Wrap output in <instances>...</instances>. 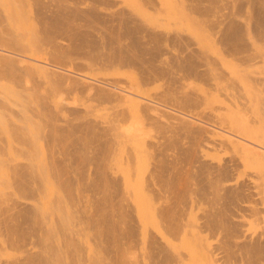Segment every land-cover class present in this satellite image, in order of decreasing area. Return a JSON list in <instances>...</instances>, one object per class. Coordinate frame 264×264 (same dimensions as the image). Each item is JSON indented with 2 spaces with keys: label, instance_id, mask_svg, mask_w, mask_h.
Returning a JSON list of instances; mask_svg holds the SVG:
<instances>
[{
  "label": "rangeland",
  "instance_id": "obj_1",
  "mask_svg": "<svg viewBox=\"0 0 264 264\" xmlns=\"http://www.w3.org/2000/svg\"><path fill=\"white\" fill-rule=\"evenodd\" d=\"M41 1L0 0V208L3 209L4 206L6 208L7 205H9L8 207H11V202L15 203L17 201H25V199L26 201L27 199L28 201L33 200V202L38 201L36 203L39 205V208L42 206L47 207V202L49 200L47 197L49 196L50 191L52 192L54 188H56L57 191L59 189V187H57L58 185L56 184L57 182L55 181L56 179H54L51 174L53 171L51 168L53 166L52 164H54V159H56L54 161H61L62 166L65 165L64 168L69 169L71 167L70 171L64 170V172L66 171V174H70L71 176L72 174L75 175L77 173L84 174L85 178L82 177L84 180H86V178L91 179L92 177L94 179L95 175L102 171L101 174L105 176L107 175L106 178L115 177L120 186L125 188L128 193V197H125L126 200L128 198V202L135 203L133 204L135 207L132 209V215L134 217V221L137 219L135 224L138 226L139 223L138 227L140 229H137V235L134 237L135 240L134 238L131 240L134 243H131V241L128 240H123L124 243L126 241L127 244L128 242L131 243V245L130 243L129 245L125 243V248H127L125 251L128 252V254L125 256L126 260H130V262H133L134 260V263L140 261V264H142V262L143 264L146 262V264L151 263L149 262L150 259L148 257L149 249L147 248L148 250L146 251V247H148V244H146L147 242H145L146 240L144 239L146 234H143L148 229L147 233L149 232L152 234L154 232L155 234H158V236H166V238H168L171 243L170 244L166 241L167 244H170V246H168L171 248L172 252H176L177 255L179 252V255H181L182 252V255L184 256L186 253H190V257L186 258L185 256L180 260V262H177V260L176 264H211V259L209 260L207 256V250L217 247V245L221 246L223 244L225 232L222 233V228L221 232L218 230L219 228H216L220 233L214 229H212V232L211 228L208 229L203 222L205 221L204 218L206 215H204V213H206V210L209 208L207 197H210V195L206 197L207 199L203 197V195H200L201 193H199L198 188L203 180L199 183L201 180L197 178L198 176L195 175L197 180L194 177V174L198 170V168L196 169V162L195 164H192L194 162L189 163V161L192 160L191 157L188 156L190 158L188 159L187 156H184L188 154V144L190 143V149V145L194 140L193 138L196 137L195 139L198 138V140H201L202 137V139H205V148L202 151L203 154L199 153L200 156H205L204 159L212 164H223V162L225 163L226 161L233 162L237 160L238 166H235L237 167L234 170L235 172L232 171L233 174L231 173V177H229V184H241L246 181L247 184L249 183L250 188V191L249 188L247 190L249 192H253L249 193L247 191L249 194L246 192L248 195L245 194V196H243L240 200L244 202L239 201L240 204L238 203L236 205L238 210L241 208L243 209L241 210L242 213L236 211V206V208L233 207L234 213L237 212L239 216L237 217L236 214L233 215L235 216V218L233 217V220L235 219L237 221L238 218L239 221H237L236 224H239V222L241 224L242 222L240 228H242L244 232H242V229H240L239 232L245 233L247 231V235H250L248 233H253L251 235L256 233L253 237H257V232H259V235L264 237V235L262 236V234H264V212L262 211L263 214L260 213L259 215H255L257 212L255 213L254 211H251L254 209H250L252 206L253 208L257 209V207L260 208L262 205H264V38L260 37L259 35L257 36L256 33H254L252 21L248 20L246 16L244 17L246 12L245 5L247 4L244 3L243 11L241 9V14H238L237 17L235 16L237 19H234L239 22L242 21L240 23L243 24V26L245 25L243 27V30L245 28V40L248 42L250 47L247 46V48L243 51H235L223 43L219 37L220 35L218 31L215 32V30H217L215 29L216 27H212L214 23H217L215 21H217L218 18L219 22L222 15L225 16L230 10V13L232 11L234 12V8L236 7L233 4H236L234 0H202L203 2L199 0ZM209 2H211V4ZM52 4L58 6L60 5V7L54 6V9ZM198 5L200 7L210 6V9L208 7L207 9L206 7L203 8L206 9V11L209 9L208 12H206L203 11V9L200 10ZM41 6H44L43 9H46H41ZM62 6L67 7L68 10L69 8L70 10L74 9V11L82 10L80 11L81 13L83 10L86 12L87 9L94 11L96 10V12H99H97L100 15L99 20H95V18H89V16H85L83 12V14L80 13V16L71 15L72 17L70 16L68 18L69 20L67 19L66 22V24H70H68L69 26H77V28L79 27V30L90 33L91 37L95 36L94 39L98 38L97 40H102V38H104L103 40L105 41L109 39L110 41L112 40L115 45L117 44L116 46H119V43L120 45L123 44L126 46L127 44H130L131 39L136 38V35H138V39L146 42L149 46L153 45L158 49L157 52H155V57L153 58V64L155 63V66H150V64L148 65L146 60L143 61L144 63L141 61L132 62L134 60H126L124 63V61H121L117 58V60L111 59L113 62L111 60L105 62V58H103L105 56L100 51L102 48L99 47L94 50L93 48L87 46L85 47L84 45L82 46L83 49H75L71 47V44L73 43L72 39L70 38L71 35L66 34L64 31L63 33L62 30H52L47 32L45 29L47 25H45L44 22L42 23L43 20L40 18L39 11H46L47 14H50L48 8L52 7L50 11L53 9L52 11L55 12ZM117 11L123 14L122 16H124V14L126 15L124 16V19L121 16H116L118 15ZM107 14H109V16ZM101 17L102 19H107H104L103 21ZM124 21L127 24L131 23L132 25H135V27L130 26L133 28V30L136 29L134 33L132 31V34L134 35H129L123 32V24H126ZM139 22L142 23L139 24ZM251 31L254 35L251 33ZM151 32L156 34V40H152L150 37ZM88 48H91L90 50L92 52ZM104 49L107 50V46H105L103 50ZM133 52L134 51H131L130 53L132 54ZM185 53L192 55L194 57L195 63L198 62L196 68L198 70L197 72L199 73L191 72L185 69L183 70L182 68H179V66L173 64L175 59L178 57H184L186 55ZM149 54L150 52H145L143 54L145 57H142V60L146 59V57L150 59V56H153ZM32 64L34 65V68ZM53 65H56L59 69H62L61 71L69 74L70 76L73 74V76L79 78L82 76L83 79L86 78L85 80L105 82L113 81V83L117 82L120 86H125L126 89L125 87L124 89L127 91L126 95L129 93L127 96H131L132 99L137 100L141 97V101H149V103L157 108L155 110H151L155 116L152 113H149L150 116H154L152 119L154 118L155 121L151 118V120H148L146 119L147 116L145 117L144 115L140 114V110L138 112V108L136 109V106L138 107V105L133 102L134 100H130V97H127L129 99H127L128 102L124 101L126 99H116L117 101L114 99L110 101V103L109 100H97L95 97H91L88 93L89 91H86V89L81 87V85L76 86V84L67 83L68 81L60 82L58 79V81L56 79L53 80V78L51 80V78H47V76L44 74V69L39 68V66L51 68ZM77 74L80 76H77ZM135 96L138 98H133ZM120 106L123 109H121ZM77 107L86 111L84 115L80 114L78 116L71 117L66 123L65 120H63V118L65 119L67 116L68 111H66V109H75ZM114 110L115 112L125 111V114L128 115H125L126 118L124 120L126 121L123 123L122 121L124 120H122V124H120L121 122L115 120V122H118L116 124L119 126L115 125L113 121V126H111L112 130H110V133H114L113 136L115 138L118 136L117 139L122 142L120 143L118 141L121 147H118V142L116 145H114L115 148L113 147V149H111L112 147L108 148L106 146L104 150L105 152H102L103 155L98 153L100 156L95 158V153L98 151L95 150L97 146L95 143L89 141L90 133L82 131L80 128H78L77 124H80L81 122H77L79 120L82 122L89 121L91 123L96 121V123L98 122V124H100L101 122L103 123L107 120L108 123L111 118L109 116L113 115ZM171 114L186 118L187 122H189L191 125L198 124L199 126L200 124L201 128L204 129L205 127V130L207 131L204 130L202 132L203 134L201 136L198 134L197 137L194 136V133L191 132L188 127L184 125V123L177 124L176 122L174 123H176L175 125L178 126H174L175 129L173 126H170L171 129L169 126L168 128H165L167 126L161 124H165L166 121L168 122L167 119H178L174 118ZM167 116L171 118H168ZM55 119L58 121H55ZM56 122H58V124L62 122L61 125L63 127L66 123L67 126L65 125L64 129H60L61 133L57 132L54 134V130H52L53 128H50V125L51 123L53 125ZM68 122H70V124ZM75 123L77 124L73 126ZM102 123L100 125H102ZM198 126H193V128ZM77 128L79 130H77ZM114 128L115 130H113ZM222 139H224L226 143H224V140ZM74 140L76 142H74ZM156 140L162 143L164 142V145H157L160 142H157ZM220 140L222 141L220 142ZM88 141L90 143H87ZM113 141L115 143V140ZM151 141L155 142L154 145L157 143V146H152L153 142ZM85 143H87L88 146ZM177 145L180 146L178 147ZM57 148L60 149L58 150ZM179 148L183 150L184 148L186 149L184 150L185 152H183V150L181 151L184 153V155L181 153L182 156H180V152L177 151L181 150ZM94 151L96 152L94 153ZM84 156L87 157L86 161H83L85 160ZM82 157L84 159H82ZM100 157L101 159L99 160L98 158ZM94 158L95 160H93ZM204 159L202 158V160ZM161 160H167V164H169V166L167 165L168 167H171L170 165H172L174 166L172 168L176 170H180V168H182V171L180 170L182 174H180V171L177 170L179 175H183L182 177L189 179V181L187 179L186 182V180L180 176L184 182L181 179L180 181H182L183 185H185V187L181 185L183 190H181L182 192L179 193V195L181 193H185L184 197L182 195L183 200L182 197H180L181 195H178L181 199L179 202L180 205L178 203L176 204L177 201L174 197L175 194L173 195L172 191H165V194V192L161 193V191L163 192L164 189L161 190V188H158L159 186H162L159 184L160 179L156 177L157 174H159L158 167L161 165ZM174 163L175 165H173ZM190 164H192L193 167L195 165V170L192 169L193 167ZM21 165L25 166V168L28 167L27 169L32 171L34 181L31 182V186L33 191L36 188L35 192L38 195L35 192H28L29 195H26L24 190L21 189L19 191V189L12 185L11 178L14 175V170L18 167H21ZM171 170L168 171L171 172ZM176 170L172 171L171 174H173V172L178 173ZM191 170H194L195 173L190 172ZM108 173H110V175ZM189 173H191L193 177ZM79 178V181L82 180L81 177ZM185 182L188 183V185L184 184ZM148 183H150L153 188L155 186L156 190L160 189L158 193L159 195H162L159 196L157 194V196L154 197V200L149 193L151 186ZM33 184H35L36 187L35 185L33 186ZM179 186L180 185H178V187ZM252 186L254 187L252 188ZM37 187L41 189V191H36L38 189ZM23 194L24 196L22 197ZM45 194L46 196H44ZM83 194L87 195L90 193L85 191ZM203 199L205 200L203 201ZM169 201L170 203H175L178 207L180 206L179 208L181 209V214L179 216V220H182L186 225L185 226L183 224L184 226L182 227H185V231L182 230L183 233L181 232L179 234L180 237L175 235L174 238L173 234L171 236V234L167 232L165 225H163L161 216H158L160 210L159 206L168 205L170 204ZM1 204L2 206L3 204L5 205L2 207ZM239 205L243 206L239 207ZM247 207H249L250 210ZM259 218H261V220ZM259 220L260 222H258ZM201 222L204 223V225L202 224L203 226L199 224ZM166 232L169 235H167ZM149 233L147 235H149ZM240 233L239 235L241 236ZM247 235L242 234V236ZM32 237L33 235H30V238ZM236 239L240 240V238ZM200 246H202L204 249L202 247L200 248ZM206 248L207 250L205 251ZM193 249L195 251H193ZM12 254H14V250L7 244L6 236L2 233V231H0V262H3V260H6V258H10ZM238 254L240 253L238 252ZM232 261L229 264H242L240 259H236L235 261L234 258ZM243 262V264H245V261Z\"/></svg>",
  "mask_w": 264,
  "mask_h": 264
},
{
  "label": "bare ground",
  "instance_id": "obj_2",
  "mask_svg": "<svg viewBox=\"0 0 264 264\" xmlns=\"http://www.w3.org/2000/svg\"><path fill=\"white\" fill-rule=\"evenodd\" d=\"M199 1H202V0H199ZM213 1H215V0H213ZM234 1L236 2V4L233 3L236 6V7L233 6V7H235L234 8L235 9L234 12L232 11L230 13V11H231L230 10L229 11L230 14L229 13H226L225 16L222 15L223 18L220 17L219 22H218V19H219L218 18L217 21H215L217 23H214V25H212V27H214V28L216 27L215 29H217V30H215V32L218 31V33L220 35L219 37L223 41L224 44H226L231 49H234L235 51L236 50L243 51V50H245L247 48V46H249L248 45V42H246V40H245L246 39L245 38V35H244L245 34L244 33L245 32L244 31L245 28L243 30V27L245 25L243 26V24L240 23L242 21H240V22L237 21L236 20L237 19L236 17L238 16V14L239 15L241 14L240 11H241V9L243 11L244 3H246L247 5H245V6L247 8L245 7L246 12H245V9H244V12H245L244 17L246 16V18H248V20L252 21V23H253L252 27L254 29V33H256L257 36L259 35L260 37L264 38V0H234ZM44 2H46V1H44ZM209 3L211 4V2H209ZM197 4H199V3H197ZM44 5H45V3H44ZM47 5H49V4H47ZM199 5H201V4H199ZM54 6H58V5H53L52 4V7L55 9ZM58 7H60V5ZM62 7L59 8V9H57L55 12H53L52 11L53 9H52L51 10L52 13L50 11L51 8H48L50 14H47L46 11L44 12V11H39L38 10L39 13H40V14L39 13L38 14L40 15V18L43 20L42 23L44 22V24L47 25L46 28H45L47 32H50L52 30H54V31H56V30H62V32L64 31L66 34L71 35L70 38L73 41V43L71 44V47L72 48H75V49L76 48L83 49L82 46L85 45V47L86 46L87 47H91L94 50H96V48H99L100 47V48H102L100 50L101 53L105 56V57H103V58H105V62L108 61V60H111V59H116L117 60V58H118L119 60L124 61V63H125L126 60H128V61L129 60H134L132 62H136V61L143 62V61L146 60L148 62L147 64L148 65L150 64V66H152V65L155 64V63L153 64V58L155 57L154 56L155 55V52H157L158 49L155 48L153 45L152 46H149L146 42H143L140 39H138L137 38L138 35H136L137 37L135 36L136 38L131 39L130 44H127L126 46H124L123 44L120 45V43L118 44L119 46H116L117 44L115 45L113 43V41L112 40L110 41L109 39L106 40V41L103 40L104 38H102V40L101 39L100 40H97L98 38L97 39H94L95 36L94 37H91L90 36V33H87L85 31L79 30L78 29L79 27L78 28H77V26L76 27L75 26L73 27L72 25H71L72 26L71 27V26H69L70 25L69 23L66 24L67 19L71 15H75V16L76 15H79L80 16V13H81L80 11H82V10H80V11L79 10L74 11V9L73 10H70V8H69V10H68L67 7L64 6L63 7L64 9ZM91 7H93V6H91ZM205 7H200L199 9L202 10ZM207 7L210 9V6H207ZM207 7H206V9H207ZM43 8H44V6H41V9H43ZM45 9H43V10H45ZM206 9H203V11H206ZM208 10L206 12H208ZM83 12H84V10H83ZM83 12L81 14H83ZM97 12H96V10L94 11V10H88L87 9L86 12H84V15L85 16H89V18H92V19L95 18V20H99L100 19V15L98 14L99 12L98 13ZM109 14H107V15L109 16ZM117 14H118V15H116L117 17L121 16L123 19H124V16H126L125 14H124V16H122L123 14H121L118 11H117ZM121 17H120V19H121ZM234 18H236V19H234ZM101 19H102V17H101ZM104 19H107V18H104ZM104 19H102V20L104 21ZM246 21H247V19H246ZM250 21H248V22H250ZM141 23L139 22V24H141ZM130 24L131 23H129V24L126 23L125 25L123 24V26L125 27V28L124 27L122 28V29H124L123 32L124 33H127L129 35H134V34H132V31L134 33L136 31V29L133 30V28H131L130 26H132V27L134 26L135 27V25H132V24L130 25ZM212 24H213V22H212ZM144 25H147V24H144ZM246 25H248V24H246ZM139 27H141V26H139ZM249 30H250V28H249ZM138 32H139V30H138ZM251 33L253 34L252 31H251ZM147 35H146V37H147ZM155 35L156 34H153V32H151L150 37L152 38V40L155 39V38H157ZM177 39H179V38H177ZM105 46H107V50L106 49L103 50V48ZM129 48L130 49L132 48V49L130 50ZM231 49H228V50H231ZM248 49H247V51H248ZM131 51H134L133 52L134 54L133 53L131 54L130 53ZM145 52H150V54L153 55V56H150V59H148L146 57V59L142 60L145 57V56H143V54ZM188 52H190V51H188ZM203 52H204V49H203ZM93 53H95V52H93ZM1 54H3V53H1ZM187 54L184 57H182V58H179L178 57L177 59H175V61L173 62V64H175L176 66H179V68H182L183 70L185 69V70H188V71H191V72H197L198 70H197L196 67H197L198 62L195 63L194 57L192 55H190V54H188V55ZM200 55H202V54H200ZM158 58H160V57H158ZM116 60H114V61H116ZM3 61H5V60H3ZM111 61L113 62V60H111ZM121 61H119V62H121ZM108 63H110V62H108ZM56 65H53L51 68H49V67H42V66H39V68H41V69L43 68L44 71H45L44 74L47 76V78H51V80L53 78V80H55V79L57 80L58 79L60 82L61 81L62 82L68 81L67 83L76 84V86L77 85L78 86L81 85V87H83L84 89H86V91L87 90L89 91L88 93L90 94L91 97L93 96V98L95 97L97 100H101V101L102 100L103 101L109 100V103H110V101H112L114 99L115 100L116 99H119V100L120 99L121 100L122 99L123 100L126 99L124 101H127V99L129 97L131 98V96H127V95H129V93H127V95H126V92H127V91H125L126 87L124 86L125 87V89H124V87L118 85L117 82L116 83H113V81L112 82H109V81L105 82V81H96V80H85L86 78L83 79L82 76L80 78L79 77H75V76H73V74L70 76L69 74L61 71L62 69H59ZM33 68H34V65H33ZM10 72H11V70H10ZM200 72H203V71H200ZM197 73H199V72H197ZM77 76H80V75L77 74ZM236 96H237V93H236ZM133 98H138V97L135 96ZM140 98L138 100L131 98L130 100H134L133 102H135L138 105V107L136 106V109L138 108V112L140 110V112H139L140 114L144 115L145 117L147 116L146 119H148V120L150 118L152 119V117H154L155 114L152 113L151 110H155L157 108L155 106H153L151 103H149V101H145V100L141 101ZM239 99H241V98H239ZM77 108H75V109L74 108H72V109H66L65 108L66 111H68L66 118L65 119L63 118V120H65L66 123H67V121L70 120L71 117H75V116H78L80 114L81 115H84V113L86 112L84 110H81V108H78V109ZM120 108H121V106H120ZM121 109H123V108H121ZM263 111H264V109H263ZM24 112H26V111H24ZM113 112H111V113H113V115L111 114L112 116H109L111 118L108 121V123H107V120H106L107 118L104 119V120H106V122H103V123L100 120V122L102 123V125H100L101 123L100 124H98V122L96 123V121L94 123H91L89 121H83L82 122L80 120L77 122V123L81 122L80 124L75 123L73 125V126H75L77 124L78 125V128H80L82 131H85L87 133H90L89 141L92 142V143H95L96 146H97V148L95 150L96 151L97 150L99 151V152L97 151V153H95L96 151H94V153L96 154L94 156L95 158H97L98 156H100L102 154V152H105L104 150H105L106 146L108 148L109 147L110 148L112 147L111 149H113L114 145H116V143L119 141L117 139L118 136L116 138L113 136L114 135L113 131H112L113 134L110 133V130H112L111 126H113L112 122L114 121L115 125H118V124H116L118 122H115V120L121 122L128 115L125 114L126 113L125 111L124 112L123 111H116L115 112V110H114ZM149 113H152L154 116H150ZM159 115H161V114H159ZM171 115L174 118H178V119H175V120L167 119L168 122L166 121V123L163 122L165 124H161V125L167 126L165 128H168V126H169V128L171 129L170 126H173V128H174V126H176L175 125L176 123L177 124L184 123V125H186L188 127V129L191 132L194 133V136H197V137H198V134L201 136L203 134L202 132L206 129L205 127H204V129L201 128V125L200 124H199V126H198V124L197 125H195V124L194 125L189 124V122H187L186 118H184V117H180V116H177V115L175 116L174 114H171ZM79 117H82V116H79ZM167 117L168 118H171L169 116H167ZM32 118H34V117H32ZM85 118H86V116H85ZM111 119H112V121H111ZM83 120H84V118H83ZM127 120H128V118H127ZM152 120H154V118ZM55 121H58V120L55 119ZM125 121L126 120H124L122 122L124 123ZM122 122L120 124H122ZM147 122H149V121H147ZM174 122H176V123H174ZM61 123L58 124V122H56L53 125L51 123L50 128H53L52 130H54V134L57 133V132L58 133H61L60 131L62 129H64L66 123H65L64 127L61 125ZM68 123L70 124V122H68ZM156 123H158V122H156ZM159 125H160V123H159ZM184 125H182V126H184ZM35 126H37V125H35ZM121 126H120V128H121ZM193 126H198V127H194L193 128ZM78 128H77V130H79ZM115 128L113 130H115ZM70 129H71V127H70ZM205 131H207V130H205ZM167 134H169V133H167ZM56 135H58V134H56ZM127 136H129V135H127ZM167 136H169V135H167ZM130 137H131V135H130ZM113 138H115V139H113ZM195 138H193L194 140H193V142L190 145V149H189V144L190 143L188 144V148H187L188 154L184 155L183 152H185L184 151V150H186L185 148H184V150L181 149V148H179L181 150L180 151L177 150V151L180 152L179 153L180 156H182L181 153H183L184 156H187V157L190 156L192 160H190L189 163L194 162L192 164H195V162H196V165H197L196 169L198 168V170L195 173L194 172L195 165L193 167V165L190 164L193 167L192 169H194L193 171L191 170L190 172L195 173L194 174V177H195V175L198 176L197 178L199 180H201V181L198 180L199 183L202 182V180H203V182L200 183L199 188H198L199 193H201L200 195H203V197H205V198L210 195V197H207L208 198V203H209V208H208V210H206L207 212L204 213V215L206 214L205 215V218L206 219L203 217L205 221H203V220L202 221L205 223V225L207 226L208 229L211 228V231H212V229L217 230L219 228L218 230L221 232L222 231L221 228H222L223 229V232L222 233L225 232L224 233V236L225 237H223L224 240H223V244L221 246H218L217 245V247H213L210 250L209 249L207 250V248L205 249V251L206 250L208 251V254H207V252H206V254H207L209 260L211 259V262L210 261H207V262H210L211 264L212 263L213 264H229V263H231L232 259L235 258V261H236V259H238V260L240 259V261H242V264L244 263L243 261H245V264H264V237H261V235H259V232H257V235H258L257 237H253L256 233H254V235H251L253 233H248L250 235H247V231L245 233H240L239 231H240V229H242V228H240L241 225H242V222H241V224H240V222H239V224H236L237 221H239L238 218H237V221L235 219L233 220V217L235 218V216H233V215L236 214V216L239 217L238 214H237V212L238 211L241 212V210H243L242 208L238 210V207L236 205L239 203V201L242 199V197L245 196V194H247L250 191L249 183L247 184L246 181L243 182V183H241V184H237V183L236 184L235 183H233V184L230 183L229 184V182H230V178L229 177H231L230 176L231 173L233 174L232 171H234L235 168H237L235 166H238L237 165V163H238L237 160L236 161H233V162L230 161L231 163L229 161H226L225 163L223 162V164H221V163H218V164L217 163L216 164L213 163L212 164V163L207 162V160L204 159L205 156L204 157L200 156L201 153L203 154L202 151L205 148L204 147L205 146L204 145L205 139H202V137H201V140H198V138L197 139H195ZM75 140H74V142H76ZM113 140H115V143H114ZM177 140H175V141H177ZM222 140H224V139H222ZM222 140H220V142ZM89 141L87 143H90ZM60 142H62V141H60ZM77 142H79V141H77ZM119 142H118V145L119 146L118 145L117 146L118 147H121L120 146V143H122V142H120V143ZM123 142H124V139H123ZM128 142H129V140H128ZM146 142H148V141H146ZM151 142H153V141H151ZM157 142H160V141H157ZM206 142H207V140H206ZM223 142L226 143L225 140ZM87 143H85V144L87 145ZM154 143L155 142L152 143V146H157V145H159V146L162 145L163 146L164 145V142L163 143L160 142L159 144L156 143L157 145L156 144L154 145ZM117 146H116V148H117ZM146 146H148V145H146ZM153 148H155V147H153ZM164 149H163V151H164ZM101 150H103V151H101ZM133 150H135V149H133ZM160 150H162V149H160ZM175 150H176V148H175ZM182 150H183V152H181ZM108 152H109V150H108ZM72 153H74V152H72ZM98 153H100V155ZM104 154H106V153H104ZM83 155H85V154H83ZM56 156H58V155H56ZM101 157H103V156H101ZM101 157L98 158V159L100 160ZM187 157H186V159H187ZM86 158L87 157H85V160H83V161H86ZM95 158L93 160H95ZM202 158L204 160H202ZM82 159H84V158L82 157ZM82 159H81V161H82ZM128 159H130V158H128ZM170 159H171V157H170ZM188 159H190V158L188 157ZM54 160H56V159H54ZM54 160H53V163L54 164H52L53 166L51 168L53 171H52L51 174L54 177V179H56L55 181L57 182L56 184L58 185L57 187H59V189L57 191L56 188H54L56 190V192H55L54 189H53L54 192L53 191L52 192L50 191L49 196L47 197V198H49V200L47 202L48 203L47 207L42 206L41 208H39V205L36 203L38 201L33 202V200H31L32 201L31 202V201H28V199H27V201L25 199V201H19V202L17 201L15 203L14 202H11L12 203L11 207H8L9 205H7L6 208L4 206L5 204H3L4 207L1 204V206L3 207V209L0 208V231H2V233L6 236L7 244L14 250V254H12V256L10 258H8V259L6 258V260H3V262H0V264H140L141 263L140 261H137V262L134 263V260H133V262H130V260L128 261L125 258L126 254H128V252L125 251V249L127 250V248H125L126 247L125 246V243L127 241L124 243L123 240L124 241L125 240L131 241L137 235V229H140L138 227L139 226V223L137 222L138 223V226H136L137 224H135V221L137 219L134 221V217L132 215L133 214L132 213V209L135 207V205H133V204H135V203L128 202L129 201L128 198L126 200L125 197L128 195V193L125 190V188H122L120 186V184L118 183V181H116L115 177L114 178H112V177L111 178H106L107 175L105 176V175L101 174V172H102L101 170L102 169L100 170L101 171L100 173H97L95 175V178L94 179L92 177L91 179L90 178H86V180H84V178H85L84 177V174H80V173L75 174L74 173L75 175H73V174H72V176L70 174L68 175V174H66V171L64 172V170H69L70 171V168L71 167L69 169L68 168H64L65 165L63 164L64 166H62L61 161H59L60 162V164H59L58 161H54ZM130 160H128V161H130ZM174 160H175V158H174ZM184 160H185V158H184ZM161 161H160V164L161 165L158 167L159 168V171H158L159 174H157L156 177H158L160 179V183L159 184H161L163 186V188H162V186L160 187L159 185H158L159 186L158 188H161V190L164 189V191L163 192L161 191V193H164L165 191H167V192L168 191L169 192L172 191V194L173 195L175 194L174 197H175V200L177 201L176 204L177 203L179 204V202L181 200L180 197H182V195L184 197V194H185L184 191H183L184 194L181 193L180 194L181 196L179 195V193L182 192L181 190H183L181 187L182 186L185 187V185H183V182H184L183 179H185V177H182L183 175L182 176L179 175V172H178L182 168H180V170L177 169L178 170L177 171L176 169L172 168V167H174L172 165H170L171 167H168L169 164H167L168 163L167 160L166 161H162V162ZM182 161H183V158H182ZM158 163H159V161H158ZM189 163H188V165H189ZM173 165H175V163ZM16 167H18V166H16ZM68 167H69V165H68ZM27 168H25V166L21 165V167H18V168H16L14 170L13 177L11 175V177H12L11 178L12 185L14 187H16L17 189H19V191L21 189L24 190L26 192V195L28 194V192H30V193L31 192H35V189H36L35 188L36 185L33 184V186L35 185V187H34L35 189L33 191V188L31 186L32 185L31 182L34 181L33 180L34 177L32 176V171H29ZM169 168L176 170L178 173L173 172V174H171L172 171H174V170H171ZM176 168H178V167H176ZM168 170H171V172L168 171ZM181 171H180V174H182ZM198 171H199V173H198ZM168 172H170V173H168ZM68 173H70V172H68ZM12 174H13V172H12ZM108 174L110 175V173H108ZM189 174L191 175V173H189ZM152 176H153V174H152ZM180 176L183 179H181ZM191 176L193 177V175H191ZM79 177H81L82 180L79 181V179H80ZM82 177H84V178H82ZM87 179H89V180H87ZM159 179H158V181H159ZM180 179L183 180V182L180 181ZM187 179H185L186 182H187ZM195 179H196V177H195ZM188 181H189V179H188ZM231 181H232V179H231ZM186 182L184 184L188 185V183H186ZM44 183H45V181H44ZM150 183H148V184H150ZM121 184H122V182H121ZM154 184H157V183H154ZM177 184L180 185V186L178 187ZM150 186H151V184H150ZM39 187H40V185H39ZM151 187L149 189V193L153 197V199L155 200L154 197H156L157 194L159 195L158 192H159L160 189L156 190L155 186H154V188L153 187L151 188ZM250 187H251V185H250ZM253 187L254 186H252V188ZM248 188H249V191L247 190ZM184 189H186V188H184ZM38 190L41 191V189H39V188L36 191H38ZM190 190H192V189H190ZM85 191L89 192L90 194H87V195L86 194H83ZM146 192H148V191H146ZM35 193H34V195H35ZM191 193H192V191H191ZM249 193H253V192H249ZM24 194L22 195V197L24 196ZM165 194H166V192H165ZM160 195H162V194H160ZM167 195H168V193H167ZM44 196H46V194ZM183 197H182V200H183ZM29 199H31V198H29ZM34 200H36V199H34ZM204 200L205 199H203V201ZM164 201H165V199H164ZM240 202H244V201H240ZM162 203H164V202H162ZM167 203H168V200H167ZM169 203H170V201H169ZM259 203H261V202H259ZM45 204H46V202H45ZM176 204L175 203H170V204L164 205V206L161 205L162 207L159 206L160 207V210H159V214L160 215L158 214V216H161V218L163 220V221L162 220L161 221L163 222V225H165V228L167 229V232H169L171 234V236L173 234L174 235V238H175V235H178L180 237L179 234L181 232L183 233V231H185L184 230L185 227H182L185 224L183 223L182 220H181L182 222L179 220L180 219L179 216L181 214V211H180L181 209L179 208L180 206L178 207ZM243 204H245V203H243ZM256 205H257V203H256ZM241 206H243V205H239V207H241ZM233 207H235L237 209V210L235 209L237 212L234 213V211H233L234 208ZM183 208H184V206H183ZM247 208L249 209V207H247ZM250 209H254V210H251V211H254L255 213L257 212L255 215H257V214L259 215L260 213L263 214V212H264V205H262L260 208L257 207V209L253 208V206H252V208H250ZM182 211H183V209H182ZM259 219L261 220V218H259ZM260 220L258 222H260ZM203 222H201L199 224H201V225L203 224L204 225ZM238 225H240V226H238ZM261 227H262V225H261ZM147 231H148V229H147ZM147 231L145 233H143L144 235L145 234L146 235L145 236L142 235V236L145 237L144 238L146 240L145 242H147L146 244H148V247H146V251L149 249L148 250V253H149V256L148 257L150 259L149 262H151L150 264H174V263L176 264L177 262H180V260L183 259L185 256H186V258L190 257V253H186L185 256H184V255H182V252H181V255H179L180 254V252H179L178 253L179 256H178L176 252H174V251L172 252L171 248L169 247L171 243L168 240V238H166V236L165 237H163V236L161 237L160 235L158 236V234H155L154 232H153L154 234L153 233L150 234L148 232L149 235H147L148 234ZM219 231H218V233H220ZM150 232H152V231H150ZM167 232H166V234H167ZM242 232H244L243 229H242ZM239 233L241 234V236L239 235ZM242 234L243 235L246 234L247 236H242ZM30 235H33V237H35V238H33V237L30 238ZM138 235H139V233H138ZM167 235H169V234H167ZM263 235L264 234H262V236ZM236 238H238V239L240 238V240H237ZM134 240H135V238H134ZM138 240H140V239H138ZM166 241L169 242L170 244L169 243L167 244ZM221 242H220V244H221ZM129 243L130 242H128V244L127 243L126 244L129 245ZM131 243H134V242L131 241ZM131 243H130V245H131ZM142 245H144V244H142ZM214 246H216V245H214ZM201 247L202 246H200V248ZM193 251H195V250L193 249ZM238 252L240 254H238ZM148 253H147V255H148ZM238 257H240V258H238ZM136 259H138V258H136ZM147 261H148V259H147ZM232 262H234V261H232ZM142 264H143V262H142ZM237 264H239V263H237Z\"/></svg>",
  "mask_w": 264,
  "mask_h": 264
}]
</instances>
